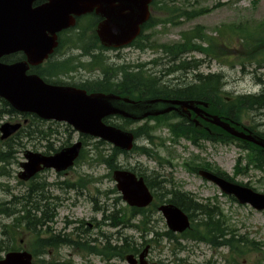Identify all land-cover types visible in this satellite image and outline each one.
Masks as SVG:
<instances>
[{
	"label": "rangeland",
	"instance_id": "rangeland-1",
	"mask_svg": "<svg viewBox=\"0 0 264 264\" xmlns=\"http://www.w3.org/2000/svg\"><path fill=\"white\" fill-rule=\"evenodd\" d=\"M174 8H184L188 11L207 8V11L195 18L186 19L180 17L179 22L175 24L166 22L169 18H174ZM155 19L160 23L150 30L152 42L154 43L177 41L179 40L181 32L191 30L196 26H201L205 35L218 39L219 47L223 48L220 45L223 43L227 45V48L234 55H220L210 59L201 53H193L189 56L200 60L205 59L204 63L199 67L198 72L203 74L210 72L222 73L224 75V89L230 95H235L236 93H256L261 90L262 84L256 78L260 77L264 81V69L254 71V65H249L248 63L242 65V62H246L247 59L238 54L243 52L245 46L240 44L241 36L237 32H231L229 29L237 26L240 29L245 28L248 33L255 35V29L258 26H262V22L264 21V0H167V5L158 9L155 13ZM217 29L222 32H218ZM129 52L133 54V61H148L150 58L159 55L150 49H147L145 52H139L134 48L122 50V53ZM193 74L194 71L176 73L166 76L165 79H171V84L178 83L179 86V83L182 81L191 82L193 80ZM251 116H255V122H264L260 119L262 116L253 113ZM7 120L8 117L4 116L0 120V124ZM142 123L129 124L128 128H135ZM155 123L156 120L147 122L148 125H154ZM65 128V125L58 126L57 130L60 132V135L55 140V146H59L60 143L66 140L65 137H67V134L64 131ZM154 134L158 138H155L153 143H147L148 141L145 139L138 140L137 143L146 144V146L152 148L162 158L169 157V163L163 158L164 160L160 164L154 158L133 152L127 156L119 154L116 164L122 168H133L136 172L147 175L151 174V171L154 170L159 172L164 179L171 178L176 186L183 191L193 194L199 201L204 202L210 200L213 203H217L218 207L222 210V219L225 220V224L229 228H233L239 234H246L249 240H254L258 244L264 242V211L258 212L249 206L239 205L231 197L221 193L217 186L202 179L197 173L189 172L183 165V163L191 160H195L198 163L206 160L214 164L215 168L225 171L230 176H235L236 182L248 183L258 192L264 193L263 172L249 166L245 173L237 174V168L246 165V150L240 149L235 143L220 144L218 142L201 141L202 145L197 147L190 141L182 138L178 141H172L170 139L171 134L165 126L155 129ZM77 136L76 133H72L70 141L73 142L76 140ZM96 142L95 139H91L86 145V150H89L93 156H96L99 150H103L100 149L101 146H98V149H96ZM45 144V140L36 139L34 141H27L25 147H19V150L8 163H0V165L5 166V172L0 175V201L12 200L27 190L29 184L17 178V172L20 170L19 163L23 160L21 150L29 149L41 152ZM2 146L3 144L0 142V148ZM88 158L84 159L82 157L78 164L65 175H58L52 170H48L44 174L46 176L45 180L49 182V187L46 189L48 193L56 194L62 198L68 197V202L70 200L73 202L76 199L79 202L77 207L69 206L68 202H64L65 204L57 208V216L59 218L63 214H71L74 217L83 218L85 221H90L91 216H95L99 220L105 214H108L110 209L118 210L126 206L122 199L116 200V197L119 195L118 193L110 194V192L113 193L114 191L115 183L106 176L109 169L100 162H87ZM238 159L239 162H237ZM77 174L91 177L89 182L92 183V186L89 187L88 191L84 190L83 195L77 196L73 190L64 194L62 192L63 190L50 186L56 180H72ZM106 191L108 194L107 197H104L102 193ZM96 195L99 198V205H105L107 207L106 209L103 208L104 212H93L91 208L92 202L89 196L94 197ZM150 209H148V213H151L155 229L159 232L165 231L167 227L161 214L158 211ZM147 216L149 217V214ZM139 218L138 216L135 217L132 222L135 223ZM11 220L12 218L10 217L0 215V231L1 224H8ZM118 220L120 222L118 228L109 226V220L104 222L102 230L106 236H101L98 239L99 244L106 243L108 239L111 242L115 241L116 235L111 236V234L117 231L120 232V237L127 235L136 243L143 242L144 236L135 227H129L126 223L121 222L119 215ZM148 225L152 226L153 222L150 221ZM19 230L21 233L17 236L18 240L22 237V229L19 228ZM151 236L153 237L154 235H147V239H151ZM23 238L25 239L27 247L32 237L29 235ZM27 250H29L28 247ZM68 252L69 249L65 250L64 257L65 255L67 256ZM1 254L3 255L4 251ZM71 260L73 262L72 264H88L90 261L92 264H128L124 258L103 261L102 259H97L94 255L83 258L77 254H73ZM59 262V264H66L62 259H59ZM149 264H264V259L263 254L258 251L245 250L242 254H235L231 252L228 246H213L208 242L194 241L179 235L173 241H169L165 237L160 238V244L156 245L155 243L152 246Z\"/></svg>",
	"mask_w": 264,
	"mask_h": 264
},
{
	"label": "water",
	"instance_id": "water-1",
	"mask_svg": "<svg viewBox=\"0 0 264 264\" xmlns=\"http://www.w3.org/2000/svg\"><path fill=\"white\" fill-rule=\"evenodd\" d=\"M33 1L35 0H0V57L23 50L29 62L42 61L55 43L54 38L48 33L54 34L72 24L71 14L79 15L92 10L104 18L97 29L102 43L108 46L127 44L139 33V25L147 17V4L150 0H48L41 6L32 7ZM26 69L27 65L24 62L12 65L0 63V96L8 100L12 106L21 111L35 112L46 119L66 120L82 133L99 136L123 149L131 148L130 134L105 125L101 121L109 114H126L120 108L111 105L110 101L115 96L101 94L86 96L70 88L46 85L36 76L25 75ZM168 102L172 106L166 110L175 109L176 106L193 109V104L189 102ZM199 104L206 106L205 103ZM206 120L232 135L264 148V140L251 133L244 134L232 129L217 116H211ZM19 126L20 124L9 123L2 125V138L16 131ZM80 147L81 143L78 142L51 156L27 151L25 157L28 161L21 164L24 171L19 176L28 179L41 169V165L53 167L57 171L64 170L72 165ZM199 174L216 183L224 193L233 195L239 203H248L257 210L264 209V194L207 171H200ZM114 178L117 181V188L128 204L141 207L151 201L152 196L142 178L136 179L134 174L121 170L114 172ZM160 210L171 230L183 231L189 226L187 216L176 206L163 205ZM147 249L146 247L143 250L140 258L145 256ZM127 259L134 264L131 256ZM0 264H31V256L26 252H11L5 259L0 260Z\"/></svg>",
	"mask_w": 264,
	"mask_h": 264
},
{
	"label": "trees",
	"instance_id": "trees-1",
	"mask_svg": "<svg viewBox=\"0 0 264 264\" xmlns=\"http://www.w3.org/2000/svg\"><path fill=\"white\" fill-rule=\"evenodd\" d=\"M203 11H206V9H201L197 12H186V11H182L181 13H179L180 15H185L186 17H193L195 15H197V13H201ZM200 27H196L193 31L189 32V34H184L183 39H185L183 42L181 43H174L172 45H168L167 50H174V54H176L177 49L179 48V46H181L183 49H186L189 46V43L192 41L193 37H201V34L199 33ZM141 45V44H140ZM200 51H203L205 53L209 52L208 48H204L201 46V44H198V47ZM262 54L264 55V51L262 52ZM186 63L182 62L180 67L185 68ZM211 81H215L217 82V84L215 86H212V82ZM197 86V93L193 94V92H190L189 89L191 88H182L179 90H169L167 88H162L156 85V82L154 80H150L147 82H143L140 84V86L136 89L137 91L141 92V93H145L148 95H164V96H174V97H179V98H197V99H204V100H209L211 101L212 98H214L215 100H217V102L221 101V98H219V86H220V75L218 74H211V75H199V80L198 83L195 84ZM128 90L130 88H127ZM122 92H125V89H122ZM260 98V96L258 95H250V96H246L243 97L242 99L238 100V110L241 109H259L257 108L256 104H255V100ZM4 107L0 110L3 113H11L14 110L5 102L3 101ZM222 110H224V107L222 106ZM1 113V112H0ZM1 115V114H0ZM36 118H32L33 122H35ZM171 130L176 134V135H182L186 138H190L192 139V141L194 143H197V141L200 138H204L206 140H211V141H219V142H223V143H228L229 141H233V138H226V137H212V138H208L207 133L203 130H197L192 124L191 125H187L184 122H178L175 123L173 125L170 124ZM215 130H219L218 128H214ZM197 130V131H196ZM28 132V134L26 135L31 136L32 138L35 136L34 134V130H30V126H27V128H23L21 130V132ZM38 133L41 135V137H46L48 132L46 130H42L39 129ZM204 134V135H203ZM239 141L240 145L242 146V148L248 147V145H250V147H254L251 144H247L246 142ZM100 143H103L102 141H99ZM139 150L141 149L140 147H137ZM255 148V147H254ZM120 152L118 149L113 148V154L109 155L107 158L102 156V160L108 165V167L112 168L113 167V159H114V155L116 153ZM252 153H248L247 154V162L249 164H253L254 167L264 171V154L261 153L260 151L258 152H254L251 151ZM8 152H3L0 151V160H7L9 157L7 156ZM205 165H208L207 163ZM219 174L227 177V175L224 172H220ZM150 183L151 186L155 187L156 184H153L151 182ZM159 186V185H158ZM172 202L176 203L177 205H179L180 207L184 208L187 211L190 210H197V209H201L202 210V214L204 215L203 220L198 223L197 225L204 227V235L205 237H212L216 238L217 236H222L224 235V227L223 224L221 222V220H219L218 218H216L218 216V212H212L211 210H207L205 205L196 203L194 201V199L186 194V193H181V192H175L173 195V198L171 199ZM4 204H0V213L6 211V208H3ZM5 213V212H4ZM25 220H26V224L28 226V228H31L32 225H34L33 223V216L30 213H27V215L25 216ZM19 222V220H16V223ZM198 231V230H197ZM198 234L197 232L194 233H190V236H194ZM210 239V240H212ZM233 236L231 237V240L228 239L226 241V243H229V245L231 246V248H238L240 240H236L238 241L237 243H235ZM252 249H256L254 244L249 245ZM0 249H2V244L0 245ZM124 249V247L122 248Z\"/></svg>",
	"mask_w": 264,
	"mask_h": 264
},
{
	"label": "flooded vegetation",
	"instance_id": "flooded-vegetation-1",
	"mask_svg": "<svg viewBox=\"0 0 264 264\" xmlns=\"http://www.w3.org/2000/svg\"><path fill=\"white\" fill-rule=\"evenodd\" d=\"M43 2V1H40ZM84 17L79 18V24L82 23ZM78 27H80L78 25ZM73 29L70 31L72 32ZM70 31L67 30H62L59 33H57V53H55L54 56H52L54 63H58L55 65L54 63L51 64L50 67H47L46 64L48 63H42L40 65H36L34 70L38 72L39 75L43 76L45 79H48L50 81H58L61 84L69 85V86H74L76 88L84 89L87 93L94 92V89H96L95 84L99 83L103 79H101L100 76L91 74L92 72H87L86 71V61H87V55L86 54H81V50L79 51L76 48H73L72 45L74 43H79L84 41L86 39L85 35L82 34L80 31L79 33H71ZM71 33V34H70ZM24 55L22 53L16 55V58H22ZM73 58V63L75 65L74 70H70V62ZM108 61H113L112 56H108L107 58ZM46 62V61H45ZM83 70V73L81 71ZM140 99V98H139ZM229 120L232 121L237 128L243 129L245 131L247 130H257L253 126H251L249 123H240L236 118L234 117H229ZM264 135V131L262 133ZM74 204V206H77V201ZM40 203H36L35 205V211L39 212L40 211ZM92 210L94 212H98L100 210V206L97 201L94 202ZM65 222L67 223V226L64 229H56L52 228L53 230L51 231V237L45 239V243L47 244H56V243H71L70 240L68 239L69 234H68V226L70 223L73 224V231L75 233L80 232V237H83V232L85 228V225L89 226L92 228L93 226H97L99 224L98 219L91 218V222H86L83 219L74 217L72 215L69 216V218L65 217L64 218ZM40 237V232L37 233V236L34 240V245L38 244V238ZM38 247V246H35ZM150 251L148 253V256L150 255ZM49 254L51 256L54 254L53 249L49 251ZM116 257H118L117 254H115ZM147 256V257H148ZM115 257V258H116Z\"/></svg>",
	"mask_w": 264,
	"mask_h": 264
},
{
	"label": "bare ground",
	"instance_id": "bare-ground-1",
	"mask_svg": "<svg viewBox=\"0 0 264 264\" xmlns=\"http://www.w3.org/2000/svg\"><path fill=\"white\" fill-rule=\"evenodd\" d=\"M172 63L175 65L176 64V60L175 59L172 60ZM211 82H212V86H215L217 84V82H215V81H211ZM180 86L184 87V88H191V89H189V91L193 92V94L197 93V91H196L197 90V86L194 84V80H192L191 82L182 81V82H180ZM169 89L170 90H174L175 89V85L169 86ZM258 96H260V98L255 100V104H256L257 108L262 110V113L261 112L260 113H261L262 118H264V90L260 94H258ZM0 112H1L0 113L1 115L4 114L2 111H0ZM113 168H115L116 170H120L122 167L119 166V165H113ZM5 207L7 209H11L13 207V204H6ZM103 208L106 209L107 207H105V205H102L100 207V210L103 211ZM107 215L110 216L111 218L115 219V218H117V211L115 209H110V212H108Z\"/></svg>",
	"mask_w": 264,
	"mask_h": 264
}]
</instances>
